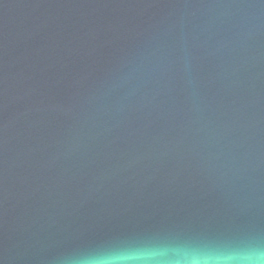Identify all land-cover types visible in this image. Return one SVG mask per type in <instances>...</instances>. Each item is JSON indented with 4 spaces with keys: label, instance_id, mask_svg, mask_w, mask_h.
Masks as SVG:
<instances>
[{
    "label": "water",
    "instance_id": "obj_1",
    "mask_svg": "<svg viewBox=\"0 0 264 264\" xmlns=\"http://www.w3.org/2000/svg\"><path fill=\"white\" fill-rule=\"evenodd\" d=\"M264 254V0H0V264Z\"/></svg>",
    "mask_w": 264,
    "mask_h": 264
},
{
    "label": "clouds",
    "instance_id": "obj_2",
    "mask_svg": "<svg viewBox=\"0 0 264 264\" xmlns=\"http://www.w3.org/2000/svg\"><path fill=\"white\" fill-rule=\"evenodd\" d=\"M94 264H264V254L250 252L239 255H209L178 251L169 255L158 250L126 252L94 262Z\"/></svg>",
    "mask_w": 264,
    "mask_h": 264
}]
</instances>
